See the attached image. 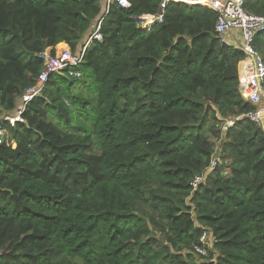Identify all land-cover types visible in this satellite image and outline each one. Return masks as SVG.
<instances>
[{
  "label": "trees",
  "instance_id": "trees-1",
  "mask_svg": "<svg viewBox=\"0 0 264 264\" xmlns=\"http://www.w3.org/2000/svg\"><path fill=\"white\" fill-rule=\"evenodd\" d=\"M129 1L0 0V113L35 83L37 54L79 53L100 19L103 36L7 126L0 264H264V130L242 117L243 51L208 7L171 1L144 28L134 18L162 0ZM243 8L264 15V0ZM254 45L264 58V32Z\"/></svg>",
  "mask_w": 264,
  "mask_h": 264
},
{
  "label": "built area",
  "instance_id": "built-area-1",
  "mask_svg": "<svg viewBox=\"0 0 264 264\" xmlns=\"http://www.w3.org/2000/svg\"><path fill=\"white\" fill-rule=\"evenodd\" d=\"M173 2H182L190 5H201L208 7L217 13L215 30L217 37L223 44H229L241 49L244 57L240 62V85L241 95L255 108L242 117H247L256 124H264V58L260 51L254 45L255 37L264 32V15L248 13L244 10V0H162L157 13L144 14L140 19V25L144 28H150L152 25L164 20L165 10L168 4ZM105 12H108L110 5L116 2L123 8H130L129 0H105ZM102 20H99L93 31L79 53H73L66 45L64 48H55V55L50 54V50L37 54L44 61V67L38 75L35 83L28 87L17 99L16 108L13 111L0 113V145L4 144L9 137L7 126H16L18 123H26L24 113L27 106L36 97L44 92L49 77L59 71L68 70L79 66L84 60V54L92 40L102 41L101 33ZM238 30L241 35L239 43H232L231 32ZM234 123L228 120L226 125ZM220 163V157L215 155L209 168L201 175L192 180L193 189L197 188L206 175L217 168ZM208 231H204L201 240L202 243L209 242L210 247L213 243V236ZM195 250L202 255H207V248L202 245H195ZM3 251L0 250V256Z\"/></svg>",
  "mask_w": 264,
  "mask_h": 264
},
{
  "label": "crops",
  "instance_id": "crops-1",
  "mask_svg": "<svg viewBox=\"0 0 264 264\" xmlns=\"http://www.w3.org/2000/svg\"><path fill=\"white\" fill-rule=\"evenodd\" d=\"M96 26V25H95ZM94 26V27H95ZM93 27V28H94ZM93 28H92V30H93ZM92 30H90V32L92 31ZM89 32V33H90ZM89 34H87V36H88ZM87 36L85 37V38H87ZM86 40V39H85ZM231 40H232V43L234 44H236V43H239V41L241 40V35H240V32L238 31V30H233L232 32H231ZM58 46H63V47H65L66 46V43H60ZM230 120H232V121H234V119H230ZM262 127V129L264 130V124L261 126ZM216 155H218L219 157H220V155L219 154H216Z\"/></svg>",
  "mask_w": 264,
  "mask_h": 264
},
{
  "label": "rangeland",
  "instance_id": "rangeland-1",
  "mask_svg": "<svg viewBox=\"0 0 264 264\" xmlns=\"http://www.w3.org/2000/svg\"><path fill=\"white\" fill-rule=\"evenodd\" d=\"M101 6H102V9H103V11H102V13H105V11H104V8H105V0H101ZM86 39V38H85ZM85 41V40H84ZM58 48L59 49H62V48H64L63 46H58ZM82 84V79H78L77 81H76V83H75V87L77 88L78 86H80ZM75 87L72 89V91L74 92V90H75ZM214 142H215V147H218V145L220 144L219 142H217V141H215L214 140ZM219 148V147H218ZM217 154H219V150L217 149Z\"/></svg>",
  "mask_w": 264,
  "mask_h": 264
},
{
  "label": "water",
  "instance_id": "water-1",
  "mask_svg": "<svg viewBox=\"0 0 264 264\" xmlns=\"http://www.w3.org/2000/svg\"><path fill=\"white\" fill-rule=\"evenodd\" d=\"M134 19H135L137 24H140V19L139 18H134Z\"/></svg>",
  "mask_w": 264,
  "mask_h": 264
},
{
  "label": "clouds",
  "instance_id": "clouds-1",
  "mask_svg": "<svg viewBox=\"0 0 264 264\" xmlns=\"http://www.w3.org/2000/svg\"><path fill=\"white\" fill-rule=\"evenodd\" d=\"M100 20H102V19H100ZM97 23H98V22H97ZM97 23H96V25H97ZM94 28H95V27H94ZM94 28H93V29H94ZM92 31H93V30H92ZM92 31H91V32H92ZM91 32H90V33H91ZM90 33H89V34H90ZM88 36H89V35H88ZM88 36H87L86 40L88 39ZM86 40H85V42H86ZM91 42H92V41H91ZM91 42H90V43H91Z\"/></svg>",
  "mask_w": 264,
  "mask_h": 264
}]
</instances>
